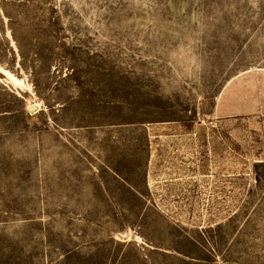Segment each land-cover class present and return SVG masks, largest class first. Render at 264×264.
I'll list each match as a JSON object with an SVG mask.
<instances>
[{"label":"rangeland","instance_id":"rangeland-1","mask_svg":"<svg viewBox=\"0 0 264 264\" xmlns=\"http://www.w3.org/2000/svg\"><path fill=\"white\" fill-rule=\"evenodd\" d=\"M0 68V264H264V0H0Z\"/></svg>","mask_w":264,"mask_h":264},{"label":"bare ground","instance_id":"bare-ground-1","mask_svg":"<svg viewBox=\"0 0 264 264\" xmlns=\"http://www.w3.org/2000/svg\"><path fill=\"white\" fill-rule=\"evenodd\" d=\"M0 70H1L4 74L10 76V78L13 77V75H12L9 71L4 70V69H1V68H0ZM35 108H36V107H35ZM35 108H32V110H34Z\"/></svg>","mask_w":264,"mask_h":264}]
</instances>
